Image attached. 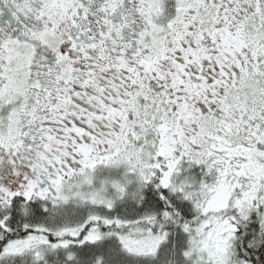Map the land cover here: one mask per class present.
I'll list each match as a JSON object with an SVG mask.
<instances>
[{"label":"snow or ice","instance_id":"obj_1","mask_svg":"<svg viewBox=\"0 0 264 264\" xmlns=\"http://www.w3.org/2000/svg\"><path fill=\"white\" fill-rule=\"evenodd\" d=\"M0 264H264V0H0Z\"/></svg>","mask_w":264,"mask_h":264}]
</instances>
